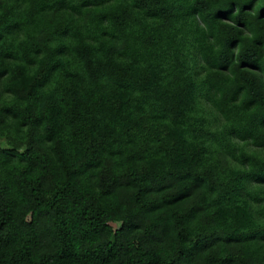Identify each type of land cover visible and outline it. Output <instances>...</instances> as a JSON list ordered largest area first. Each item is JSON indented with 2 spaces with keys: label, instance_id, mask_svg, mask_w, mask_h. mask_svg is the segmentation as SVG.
I'll return each instance as SVG.
<instances>
[{
  "label": "trees",
  "instance_id": "obj_1",
  "mask_svg": "<svg viewBox=\"0 0 264 264\" xmlns=\"http://www.w3.org/2000/svg\"><path fill=\"white\" fill-rule=\"evenodd\" d=\"M0 264H264V0H0Z\"/></svg>",
  "mask_w": 264,
  "mask_h": 264
}]
</instances>
